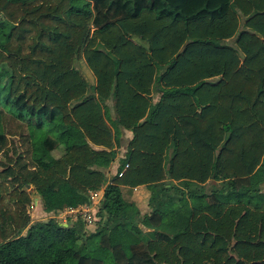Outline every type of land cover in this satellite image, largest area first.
Segmentation results:
<instances>
[{"label": "trees", "instance_id": "obj_1", "mask_svg": "<svg viewBox=\"0 0 264 264\" xmlns=\"http://www.w3.org/2000/svg\"><path fill=\"white\" fill-rule=\"evenodd\" d=\"M2 65L0 264H264V0H0ZM109 98L132 137L98 226L30 222L25 185L62 210L105 181ZM142 184L143 214L125 194Z\"/></svg>", "mask_w": 264, "mask_h": 264}, {"label": "rangeland", "instance_id": "obj_2", "mask_svg": "<svg viewBox=\"0 0 264 264\" xmlns=\"http://www.w3.org/2000/svg\"><path fill=\"white\" fill-rule=\"evenodd\" d=\"M242 21H243V17H241V23H242ZM6 29H7V27H6ZM231 42L232 41H230L228 43H231ZM2 66H3V69L0 70V92L2 94H4V82H5L6 76L9 75L10 71L4 65H2ZM74 66L82 74V76L88 81V84L93 87V85L96 83V76H95L93 70L91 69V67L88 65V63L85 60V58L81 57L79 59H75L74 60ZM161 93H162V90L158 91V90L154 89L152 91V93L150 94V98L152 100H156V99L159 98ZM0 104H1V106H3V108L5 110L9 108V106L4 102V100H0ZM102 108L103 109L105 108V115L104 116L106 118V121L111 126L112 132H113V135H114V141H115L114 148L116 149V156L115 157H117L119 163H121V159L120 158H122L123 154L125 153L128 141L130 140V138L132 136L130 137V135H129L130 133H124L123 132V137L121 138L120 137V132H116L115 131V126H114L113 122L111 121V119L115 120L117 116H116L115 107H114V104H113V101H112L111 98L107 99L105 101V103L104 102L102 103ZM15 116L17 118L21 119V123L24 126L19 121L17 123H19L21 126H23L24 133H28V135L30 137V142L38 141V140H40L41 138L44 137L45 132L43 130H39V129L35 128V126L31 124V122L33 123L32 119L28 118L27 116H25L23 114H21L19 116L18 115H15ZM28 120H30L31 122L28 121ZM15 121H17V120H15ZM15 121L14 120H10V122L8 124V128H16L17 126H15V125H17V123ZM16 129H17L16 133H13V134L8 133L7 134L8 140H9V145L12 142V143H14V145H17L18 149L23 150L24 146L20 145L21 140H20V138L18 136L19 128L17 127ZM92 146L95 147V148H102L99 145L92 144ZM168 150H170L169 147H168ZM52 152H53V154L55 156H58L61 153V147L59 146L58 148L53 149ZM119 153H123V154H119ZM14 155L15 154L13 153V151H10V150H8V152H6V153H2L1 152L0 153V160L8 163L9 162L8 158L11 157L13 159ZM1 168H3L2 165H0V169ZM105 168H106V166L100 167V169L105 174V181H106L108 178H107V174H106ZM215 182H218V181L210 180V181L207 182V185L212 186ZM29 185H30L29 187L27 185H25L24 188L31 195V201L26 205L27 212L30 215V222H34L36 220L48 221V220H52V219H57V220H59L61 222L66 223V222H68V220H72L73 221V220L76 219L75 213H77V212H75V213L74 212H70V210H67L66 212H64V210L67 209V208L63 209V211L62 210H58V211H55V212L51 211V212L48 213V211L46 209H44V207H43L42 200L40 201L41 195L36 191L35 187L32 184H29ZM261 188H262V191H264V182L262 183ZM130 193H131V190L129 192V195H128L127 192L125 194H126L127 197H130ZM138 193L143 197L139 201V204L141 202V204H143V205L140 206L141 208L140 207L139 208H140V210H146V208L148 206L147 205L148 197L147 196L145 197L146 188L145 187L140 188V192L138 190ZM99 202H100V200L98 198H96V201H94V211L93 210L92 211L95 212V214L98 212V210H100L99 208H100L101 203H99ZM97 215L96 216L92 215L91 216V220H86L85 221L86 222L85 228H86L87 231H93L98 226V221L97 220H99V217ZM90 222H92V223H90ZM25 231H26V229L23 230V233Z\"/></svg>", "mask_w": 264, "mask_h": 264}, {"label": "crops", "instance_id": "obj_3", "mask_svg": "<svg viewBox=\"0 0 264 264\" xmlns=\"http://www.w3.org/2000/svg\"><path fill=\"white\" fill-rule=\"evenodd\" d=\"M119 132H120V137H121V138L123 137V132H124V133H130V134H129L130 137L132 136V132H131V130L126 129V128H123V127H120V128H119ZM126 150H127V148H126ZM166 150L169 151L168 149H166ZM125 153H126V151H125ZM125 153H124V154H125ZM119 154H123V153H119ZM124 154H123L122 158H120V159H121V163H119L117 157H114V159H113L108 165H106L105 171H106V174H107V178H108V179H107V180H106L101 186H98V187H95V188H93V189H90V190H96V191H97V195H98V196L96 195L95 198H99L100 195L103 196V192H104V188H105L106 184H107L112 178L118 176V171H119V169L122 168L123 163H124V158H125V155H124ZM169 181H170V179L167 178V179H166V182L169 183ZM142 187H145V188H146V194H145V197H146V196L148 197L149 190H148V188H147L144 184L133 187V188L131 189V193H130V199L133 200V201L136 203V205L138 206V208H139L140 206L143 205V204H141V202H140V204H139V201H140L143 197L138 193V190H139V192H140V188H142ZM95 198H94V200H90L88 203L72 205V206H70V207H67V209L64 208V209H65L64 212H66L67 210H71V209L77 208V207H81V208H84V209H85V207H86V209L89 211V213H91L93 216H96L97 213L95 214V212H93V211H94V201H95ZM40 201H41V199H40ZM136 201H137V202H136ZM100 202H102V200H101ZM147 205H148V203H147ZM43 207H44V206H43ZM140 208H141V207H140ZM140 208H139V210H140ZM44 209H45V208H44ZM147 209H148V210H147ZM92 210H93V211H92ZM149 210H150V207H149V205H148L147 208H146V210H140V212L143 214V213L149 212ZM47 211H48V213H49V212H51L52 210H47ZM62 211H63V209H62ZM64 212H63V213H64ZM97 216H98V215H97ZM98 217H99V216H98ZM90 223H92V222H90ZM143 228H144V227H143Z\"/></svg>", "mask_w": 264, "mask_h": 264}, {"label": "built area", "instance_id": "obj_4", "mask_svg": "<svg viewBox=\"0 0 264 264\" xmlns=\"http://www.w3.org/2000/svg\"><path fill=\"white\" fill-rule=\"evenodd\" d=\"M127 166H128V162H124L122 168L119 169V171H118V175H121L123 170ZM88 192H89L90 200H94L95 196L97 195V191L96 190H89ZM98 199L101 201L103 199V196L100 195ZM95 201H96V198H95ZM99 203H102V202H99ZM58 210L59 209H52L53 212L58 211ZM70 212H74V213L77 212V213H75V217L80 216L85 221L86 220H91L92 214L88 212L86 207H85V209L81 208V207H77V208L71 209Z\"/></svg>", "mask_w": 264, "mask_h": 264}, {"label": "water", "instance_id": "obj_5", "mask_svg": "<svg viewBox=\"0 0 264 264\" xmlns=\"http://www.w3.org/2000/svg\"><path fill=\"white\" fill-rule=\"evenodd\" d=\"M27 186L29 187L30 185H29V184H27ZM103 201H104V200H102V203H103Z\"/></svg>", "mask_w": 264, "mask_h": 264}]
</instances>
